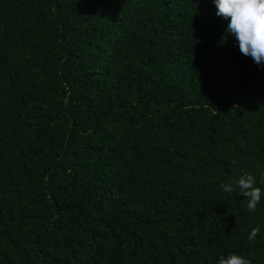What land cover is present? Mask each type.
Returning <instances> with one entry per match:
<instances>
[{"label":"trees","instance_id":"obj_1","mask_svg":"<svg viewBox=\"0 0 264 264\" xmlns=\"http://www.w3.org/2000/svg\"><path fill=\"white\" fill-rule=\"evenodd\" d=\"M216 11L0 0V264H264V66Z\"/></svg>","mask_w":264,"mask_h":264},{"label":"clouds","instance_id":"obj_2","mask_svg":"<svg viewBox=\"0 0 264 264\" xmlns=\"http://www.w3.org/2000/svg\"><path fill=\"white\" fill-rule=\"evenodd\" d=\"M216 15L229 21L227 32L238 43L242 55L251 57L257 64L264 66V0H212ZM241 196L247 199V209L256 211L261 202L262 189L256 185V178L251 174L241 175L237 181ZM225 192L233 191L231 185L221 184ZM259 227L253 228L248 236L254 241L259 234ZM217 264H251L245 257L230 253L221 255Z\"/></svg>","mask_w":264,"mask_h":264}]
</instances>
